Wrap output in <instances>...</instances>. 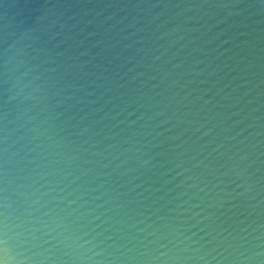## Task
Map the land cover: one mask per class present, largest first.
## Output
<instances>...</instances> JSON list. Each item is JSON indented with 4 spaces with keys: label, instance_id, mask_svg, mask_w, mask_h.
<instances>
[{
    "label": "clouds",
    "instance_id": "obj_1",
    "mask_svg": "<svg viewBox=\"0 0 264 264\" xmlns=\"http://www.w3.org/2000/svg\"><path fill=\"white\" fill-rule=\"evenodd\" d=\"M77 7L0 24V264H264V124L244 113L257 85L238 92L264 63L250 32L204 39L260 23L264 0L100 5L195 10L199 28Z\"/></svg>",
    "mask_w": 264,
    "mask_h": 264
},
{
    "label": "water",
    "instance_id": "obj_2",
    "mask_svg": "<svg viewBox=\"0 0 264 264\" xmlns=\"http://www.w3.org/2000/svg\"><path fill=\"white\" fill-rule=\"evenodd\" d=\"M56 0H48V3H55ZM61 3H70V4H84L85 7H77L70 9L68 11V15H71L73 12H76L80 15H84L85 19H91L93 15L97 12H102L103 15H108L115 13V18H120L127 16V19H131L132 17L136 18H146L147 10L143 8H137V9H117V8H110L103 10L101 9L100 5L105 3H125V4H136L140 3V0H60ZM151 3H158V4H164V3H170V4H184L188 3L189 0H149ZM195 2V0H193ZM45 3V0H4V4L8 5L7 9L3 5H0V24L3 23V17L7 15L12 23L18 24L20 21H24L25 24L31 23L35 16L38 14L40 10V6ZM95 5V7H93ZM63 11V10H61ZM155 13H161L159 18L157 19L156 23H159L160 20L168 19L169 24L166 27H173L175 24L180 23L184 27H197L199 28L200 24H203L204 21H200V24H198L194 20H187V17H191L194 15H198V13L195 12V10H185L182 7L178 8H163V7H157L155 9H152L150 13H147V15H152ZM251 20L260 21L258 24H250L249 28L247 29H235V28H228L227 22L225 24L218 25L216 28H213L210 32L207 33V36L204 37V39L208 38L211 35H214L217 33L221 28L226 29L225 33L223 35H220L217 38L216 43H219L220 40H227L229 39V36L237 31H247L251 34L244 37H237L236 40L239 42L240 40H247L249 41V44L243 47L244 53L247 54L248 60L255 61V65H259L261 63H264V59L256 60V57L258 55L264 57V53L260 52L261 48H264V16L262 15H254L251 17ZM127 22V20L125 21ZM213 21L209 20L208 23H212ZM248 21H246L247 23ZM253 29H256L253 31ZM131 31V30H129ZM201 31H204V29H201ZM199 33H191V36H196ZM199 43V42H198ZM215 45L213 44L212 47ZM192 45H189V48H191ZM224 47H229V45L225 44L221 46V49L219 51H222ZM231 55V52L225 53L223 57H221L219 60H214L213 65L215 64H221V67L223 71H227L226 68H223V63H228L231 65L233 61H229L227 59L228 56ZM193 58L195 59H204L203 55L200 54H193ZM211 59V57H209ZM175 62V61H173ZM196 70H199L200 68H204V64H199L194 66ZM241 67H243V64H241ZM141 70V69H138ZM256 66L247 69L249 73L256 71ZM223 72L219 73V75H222ZM236 72L229 73V77L226 78L225 82L228 78H230L232 75H236ZM191 76L186 77L185 79H191ZM244 79L251 80V84H246L242 88L238 90L239 93H243L247 91L249 88L252 87V84H256L257 87L253 88L252 91L248 92V95L244 97L245 100H251L252 103L247 104L244 113H247L249 109L256 108L258 109L255 112L251 113V117H259V123L264 124V95L257 96V92H264V84H259L258 81L262 78H264V74L252 77L251 75L243 77ZM197 80L205 79V76H199L196 77ZM209 81L215 79V77H208ZM152 83V82H150ZM236 83H242V81H236ZM209 84H203V85H190L189 87H210ZM195 95V94H194ZM211 96V93L205 94L204 98H209ZM215 99H219V97H215ZM223 103H229V101H224ZM219 110V109H217ZM235 109H229L228 111H234ZM244 113H241L242 115ZM251 117L249 120H246L245 123L251 122ZM238 117H232V119H237ZM242 125L237 126V129L241 127ZM168 127V125H162L161 128ZM182 127V126H181ZM161 129H157V131H160ZM254 129H247L245 133L242 135H247L248 132L253 131ZM179 129H173L171 132L165 133L164 136L167 135H174L176 132H178ZM164 136L158 137V140H163ZM255 139L261 140L262 143H264V136L256 137ZM255 142V141H253ZM173 143L170 141H166L165 144L161 146L160 150H167L169 147V144ZM264 150V149H261ZM161 161L165 159V157H158ZM264 159V157H262Z\"/></svg>",
    "mask_w": 264,
    "mask_h": 264
}]
</instances>
